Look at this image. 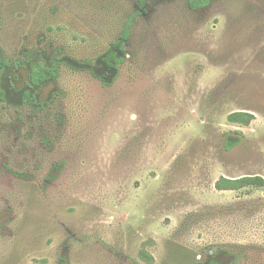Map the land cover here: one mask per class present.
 I'll list each match as a JSON object with an SVG mask.
<instances>
[{"label":"rangeland","instance_id":"obj_1","mask_svg":"<svg viewBox=\"0 0 264 264\" xmlns=\"http://www.w3.org/2000/svg\"><path fill=\"white\" fill-rule=\"evenodd\" d=\"M0 54L58 69L0 99V264H264V186L215 187L264 179V0H0Z\"/></svg>","mask_w":264,"mask_h":264},{"label":"trees","instance_id":"obj_2","mask_svg":"<svg viewBox=\"0 0 264 264\" xmlns=\"http://www.w3.org/2000/svg\"><path fill=\"white\" fill-rule=\"evenodd\" d=\"M188 1V7L191 10L198 11L203 10L209 7L212 0H187ZM146 2L147 0H138L139 6L143 9H146ZM139 14V11H135L129 19L126 21L124 30H123V39H127L129 37L131 28L133 26L134 20L136 16ZM116 49V50H115ZM118 51L122 52V55L119 54ZM126 51L124 49V43L123 41H117L111 44V49L108 52L106 60H113L114 65L117 66L118 63H120L124 57H125ZM12 64L11 61L7 60L0 54V76L4 69L10 67ZM54 67V66H53ZM47 68L51 72V75L57 74L56 70L57 68ZM44 67H40L38 72V75H43ZM32 73V75L37 74ZM251 114L247 112H234L229 116V119L234 122H240L244 124H249L251 121ZM243 140V135L239 131H234L232 133H227L225 138V149L231 150L238 144H240ZM249 185H255V186H264V179L260 176H244L240 178H227L225 176L220 177L215 182V187L218 190H236L245 186ZM226 252H229L226 250Z\"/></svg>","mask_w":264,"mask_h":264},{"label":"flooded vegetation","instance_id":"obj_3","mask_svg":"<svg viewBox=\"0 0 264 264\" xmlns=\"http://www.w3.org/2000/svg\"><path fill=\"white\" fill-rule=\"evenodd\" d=\"M111 49V48H110ZM116 50V49H115ZM108 55V54H107ZM105 62L110 67H116L113 60H106ZM23 66L22 63L12 62L11 66L4 69L0 76V99H4V95L12 94L17 92L20 94L21 102H25V106L33 107H43L46 106L48 101L41 99L40 92L42 89L51 81L52 76L51 72L47 70L46 67L51 68L57 65H46V64H37V65H27L29 67V76L27 79L19 82L16 72ZM40 67H44L43 75H38V70ZM53 67V68H54ZM6 71V72H5ZM37 72V74L32 75V73ZM58 69L56 70V72ZM6 73L5 75H3ZM56 75V74H55ZM21 103V104H22Z\"/></svg>","mask_w":264,"mask_h":264}]
</instances>
